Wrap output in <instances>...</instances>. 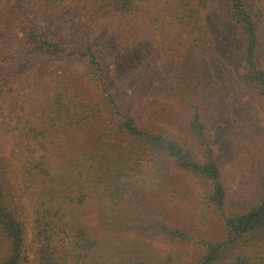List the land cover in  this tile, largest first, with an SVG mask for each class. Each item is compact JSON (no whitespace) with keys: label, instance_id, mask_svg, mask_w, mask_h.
<instances>
[{"label":"trees","instance_id":"16d2710c","mask_svg":"<svg viewBox=\"0 0 264 264\" xmlns=\"http://www.w3.org/2000/svg\"><path fill=\"white\" fill-rule=\"evenodd\" d=\"M0 264H264V0H0Z\"/></svg>","mask_w":264,"mask_h":264},{"label":"rangeland","instance_id":"374dc122","mask_svg":"<svg viewBox=\"0 0 264 264\" xmlns=\"http://www.w3.org/2000/svg\"><path fill=\"white\" fill-rule=\"evenodd\" d=\"M115 85H120L122 84L121 80L114 79L113 80ZM167 109V108H166ZM175 115V108L170 107L168 110H164L161 116H159L157 119H154L153 117H150L151 120L156 122V124H160L165 122L166 123V128L172 132L173 134H179L182 131L183 125L180 122L179 117L174 118L173 116ZM176 119L178 120L177 122H172L173 124H169L170 119ZM218 128L216 132L212 133V138L214 140L215 144V149L216 153L218 155V159L221 162V164H227L236 154L234 150H231L230 143L233 145V141L231 139V133L230 129L231 127L226 124L225 122L223 123H218ZM182 182V185L186 187L187 192L186 195L183 197V199L177 204L178 206L173 209V212L169 211L168 213V219L169 221L172 219H175L177 215L182 211V213H187L189 211H194L197 207L199 209L200 203L202 199L204 198V193L206 191L205 185L201 183L200 181L193 179L190 176H181L179 179ZM148 207V206H147ZM194 209V210H192ZM196 211V210H195ZM137 215L144 216V211L140 210L137 212ZM185 224L189 225V222L186 220H183ZM220 227L218 224V221L216 217H212L210 220V223L207 226L206 232L207 234L204 235V237L209 238V239H214L215 236L217 235L216 230L217 228ZM216 233V234H215ZM190 253V257L195 258V254L193 249L187 251V254Z\"/></svg>","mask_w":264,"mask_h":264}]
</instances>
